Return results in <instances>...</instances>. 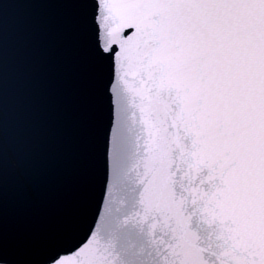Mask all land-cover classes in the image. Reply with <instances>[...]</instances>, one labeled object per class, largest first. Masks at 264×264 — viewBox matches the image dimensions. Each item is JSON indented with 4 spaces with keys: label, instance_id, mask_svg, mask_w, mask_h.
I'll return each mask as SVG.
<instances>
[{
    "label": "snow or ice",
    "instance_id": "snow-or-ice-1",
    "mask_svg": "<svg viewBox=\"0 0 264 264\" xmlns=\"http://www.w3.org/2000/svg\"><path fill=\"white\" fill-rule=\"evenodd\" d=\"M86 2L103 178L48 264H264V0Z\"/></svg>",
    "mask_w": 264,
    "mask_h": 264
},
{
    "label": "water",
    "instance_id": "water-1",
    "mask_svg": "<svg viewBox=\"0 0 264 264\" xmlns=\"http://www.w3.org/2000/svg\"><path fill=\"white\" fill-rule=\"evenodd\" d=\"M86 0H0V264H48L97 206L109 67Z\"/></svg>",
    "mask_w": 264,
    "mask_h": 264
}]
</instances>
